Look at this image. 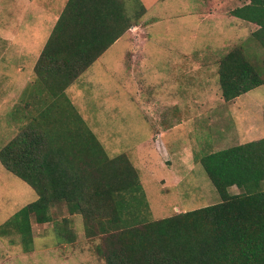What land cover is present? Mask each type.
<instances>
[{"label":"rangeland","instance_id":"rangeland-1","mask_svg":"<svg viewBox=\"0 0 264 264\" xmlns=\"http://www.w3.org/2000/svg\"><path fill=\"white\" fill-rule=\"evenodd\" d=\"M8 1L10 8L0 11V18L5 14L9 21L6 27L0 23V149L36 114L27 89L36 81L35 62L67 2L26 0L27 20L15 38L17 16L14 1ZM140 1L147 7L140 24L66 93L109 157L125 154L137 169L151 217L159 219L220 202L199 158L254 136L248 107L254 114L264 112V84L225 101L218 82L219 57L233 44L249 40L225 34L224 23L210 24L205 0ZM251 60L257 67L263 62ZM256 104L261 105L256 109ZM259 117L256 124L263 128L264 117ZM232 125L242 134L233 130L214 137ZM37 197L0 162V225ZM52 214L53 220L46 223L32 217L29 251L19 234L0 236V264H105L96 252L99 239L86 237L79 212L58 203ZM63 218L75 232V242L58 237L56 226Z\"/></svg>","mask_w":264,"mask_h":264},{"label":"trees","instance_id":"trees-1","mask_svg":"<svg viewBox=\"0 0 264 264\" xmlns=\"http://www.w3.org/2000/svg\"><path fill=\"white\" fill-rule=\"evenodd\" d=\"M260 3V2H259ZM257 4L232 14L260 25L255 37L264 49V9ZM264 5V3H262ZM147 7L140 0H68L45 43L28 87L36 114L0 149L5 169L37 193L0 225V236L19 234L33 248L32 217L53 220L52 208L65 203L79 212L85 235L99 239L105 264H264V140L206 153L199 158L220 202L152 219L137 169L125 154L109 157L66 90L130 28ZM257 67L243 46L218 62L226 101L264 84V61ZM236 186L239 192L232 193ZM68 219L58 237L75 242Z\"/></svg>","mask_w":264,"mask_h":264},{"label":"crops","instance_id":"crops-1","mask_svg":"<svg viewBox=\"0 0 264 264\" xmlns=\"http://www.w3.org/2000/svg\"><path fill=\"white\" fill-rule=\"evenodd\" d=\"M13 1H14L13 7L15 9V15L17 16V18H16L17 20L15 22V24L17 25L16 26V34H15V38H16L17 33H19L20 30H23L22 26H23L24 22H26V20H27V10H26L27 1L26 0H13ZM205 1H206V5H205L206 15L208 17L209 23L212 25H218V24L224 23L225 34L228 33L229 36H232V34H234L235 39H239V40L247 38L249 40V42L244 44L245 46L242 44H233V47L234 46H243L246 50V53L248 54V56L251 59L253 58L255 61H260V62L263 59V61H264V49L261 45V42L254 35V33L256 31H258L261 26L255 22H253V21L245 20L241 17L235 16L232 14L233 10H235L237 8H241L243 6L250 5L252 0H205ZM67 2H68V0H67ZM67 2H66V4H67ZM262 3H264V0H257V4L251 8V15H255L254 13H258L262 9H264V5H262ZM66 4L64 5V7L66 6ZM10 6H11L10 1L0 0V11H1V9H3L2 13H6L8 7L10 8ZM64 7H63V9H64ZM10 11H12V8ZM262 12H264V10ZM59 15L57 16V19L59 18ZM198 15H203V13H199ZM57 19H56V22H57ZM8 22L9 21L7 19V16L5 14H3V16L0 18V23H2V25L6 27ZM56 22H55V24H56ZM4 28H2V29H4ZM132 28H130V29H132ZM213 30H215V29H213ZM216 31H218V30H216ZM49 36H48V38H49ZM224 36L226 37V35H224ZM48 38H47V40H48ZM120 38L117 41H120ZM47 40H46V42H47ZM227 50L224 52V54H226L229 51V50L228 51ZM222 56H220L219 59ZM256 58H258V59L260 58V59L257 60ZM208 92L211 93L210 90H208ZM221 93H222V91H221ZM234 100H235V98L231 101H234ZM256 105H258L255 107L257 109V108H259V105H261V104H256ZM252 109H254V108L248 107V110L250 111V120L252 121V124L249 127L250 134H253L254 136H252L247 142L254 141V140H260V139L264 140V127L263 128L259 127V124H256V121L258 123V121L260 120L259 116L264 117V112H262L260 114H258V113L254 114L252 112L253 111ZM255 119H256V121H255ZM227 120L228 119L226 118V121ZM234 124L235 123H233V125ZM233 125L229 129L223 128L221 130L216 131L214 134V137L217 133L222 134V132L225 136L228 133L232 132L233 130H234L233 134H235V135L236 134H238V135L242 134L241 130L240 129L237 130L235 127H233ZM235 130L237 133L235 132ZM247 142H245V143H247ZM231 188L237 189V191H234V192L231 191L232 193L239 192V189L236 186H232Z\"/></svg>","mask_w":264,"mask_h":264}]
</instances>
